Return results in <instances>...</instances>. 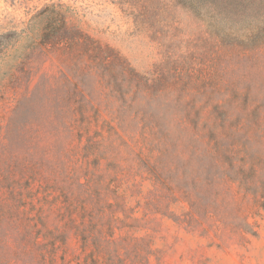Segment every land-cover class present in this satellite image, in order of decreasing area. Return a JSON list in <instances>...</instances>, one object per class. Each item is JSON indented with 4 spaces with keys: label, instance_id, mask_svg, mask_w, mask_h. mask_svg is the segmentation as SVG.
<instances>
[{
    "label": "rangeland",
    "instance_id": "1",
    "mask_svg": "<svg viewBox=\"0 0 264 264\" xmlns=\"http://www.w3.org/2000/svg\"><path fill=\"white\" fill-rule=\"evenodd\" d=\"M9 31L0 264H264V38L177 0H0Z\"/></svg>",
    "mask_w": 264,
    "mask_h": 264
},
{
    "label": "trees",
    "instance_id": "2",
    "mask_svg": "<svg viewBox=\"0 0 264 264\" xmlns=\"http://www.w3.org/2000/svg\"><path fill=\"white\" fill-rule=\"evenodd\" d=\"M182 5L194 10L197 14L209 20L217 31L221 33L223 41L228 44L247 43L251 39L253 43L260 44L264 38V0H177ZM64 25L53 30L56 34L54 39L61 36ZM50 29L45 30L43 41L51 39ZM71 31L79 37L86 38L79 28H72ZM75 31V32H74ZM59 33V34H58ZM63 36V35H62ZM53 38V37H52ZM69 41L76 43L73 36ZM18 39L15 31L0 34V55L3 51ZM94 47L93 62L97 69L106 70L112 64L110 50L102 46Z\"/></svg>",
    "mask_w": 264,
    "mask_h": 264
}]
</instances>
